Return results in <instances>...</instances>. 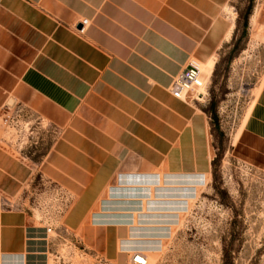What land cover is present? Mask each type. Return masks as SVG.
<instances>
[{
	"label": "crops",
	"instance_id": "obj_1",
	"mask_svg": "<svg viewBox=\"0 0 264 264\" xmlns=\"http://www.w3.org/2000/svg\"><path fill=\"white\" fill-rule=\"evenodd\" d=\"M231 2L0 0V264H51L53 205L65 207L61 230L100 262L159 246L167 226L146 222L173 221L178 197L213 168L204 105L169 87L232 38ZM15 110L59 130L38 162L3 142Z\"/></svg>",
	"mask_w": 264,
	"mask_h": 264
},
{
	"label": "rangeland",
	"instance_id": "obj_2",
	"mask_svg": "<svg viewBox=\"0 0 264 264\" xmlns=\"http://www.w3.org/2000/svg\"><path fill=\"white\" fill-rule=\"evenodd\" d=\"M229 8L237 28L202 70L212 172L195 183L192 197H178L173 221L146 222L167 226L166 236L155 237L159 246L145 251L149 264H264V0H232ZM9 123L3 142L29 163L41 159L59 131H43L31 114L17 110ZM35 184L63 196L40 178ZM187 189L179 187L181 194ZM53 206L51 264H99L100 254L86 255L77 244L79 233L61 230L65 207ZM34 212L41 223L43 210Z\"/></svg>",
	"mask_w": 264,
	"mask_h": 264
},
{
	"label": "built area",
	"instance_id": "obj_3",
	"mask_svg": "<svg viewBox=\"0 0 264 264\" xmlns=\"http://www.w3.org/2000/svg\"><path fill=\"white\" fill-rule=\"evenodd\" d=\"M90 23V20L83 19L81 21L82 27L76 29V31L83 34L89 27ZM169 92L173 97L187 103L201 102L206 99L208 90L203 79L200 64L196 61H191L188 67L173 79L169 87ZM99 264L109 263L103 261ZM126 264H149L148 257L145 252L136 251L130 256Z\"/></svg>",
	"mask_w": 264,
	"mask_h": 264
},
{
	"label": "bare ground",
	"instance_id": "obj_4",
	"mask_svg": "<svg viewBox=\"0 0 264 264\" xmlns=\"http://www.w3.org/2000/svg\"><path fill=\"white\" fill-rule=\"evenodd\" d=\"M200 68H201V71L204 70V69H203L204 67H203V65H201V64H200ZM202 73H203V71H202ZM203 79H204V78H203Z\"/></svg>",
	"mask_w": 264,
	"mask_h": 264
}]
</instances>
